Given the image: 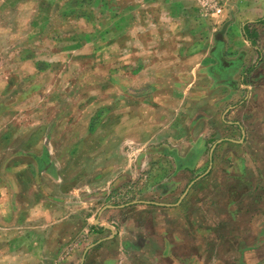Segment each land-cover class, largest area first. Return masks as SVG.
<instances>
[{
    "label": "rangeland",
    "instance_id": "obj_1",
    "mask_svg": "<svg viewBox=\"0 0 264 264\" xmlns=\"http://www.w3.org/2000/svg\"><path fill=\"white\" fill-rule=\"evenodd\" d=\"M238 2L0 0V264H77L105 206L190 177L150 110Z\"/></svg>",
    "mask_w": 264,
    "mask_h": 264
},
{
    "label": "crops",
    "instance_id": "obj_2",
    "mask_svg": "<svg viewBox=\"0 0 264 264\" xmlns=\"http://www.w3.org/2000/svg\"><path fill=\"white\" fill-rule=\"evenodd\" d=\"M227 14L150 110L147 140L166 148L146 157L190 177L161 184L157 171L155 200L105 206L77 264H264V0Z\"/></svg>",
    "mask_w": 264,
    "mask_h": 264
}]
</instances>
